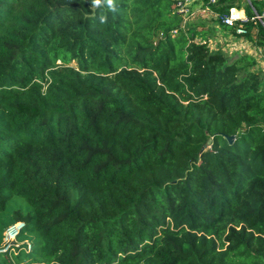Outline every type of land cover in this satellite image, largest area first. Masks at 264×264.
Here are the masks:
<instances>
[{"label":"trees","instance_id":"obj_1","mask_svg":"<svg viewBox=\"0 0 264 264\" xmlns=\"http://www.w3.org/2000/svg\"><path fill=\"white\" fill-rule=\"evenodd\" d=\"M178 1L0 0V264H264V69Z\"/></svg>","mask_w":264,"mask_h":264},{"label":"built area","instance_id":"obj_2","mask_svg":"<svg viewBox=\"0 0 264 264\" xmlns=\"http://www.w3.org/2000/svg\"><path fill=\"white\" fill-rule=\"evenodd\" d=\"M193 2L194 0H179L177 3V9L179 12L183 13L185 19L196 12V11H192V8L190 6L191 3ZM218 2L219 0H208L205 10H210L211 5L216 4ZM253 9H254V14L252 16H248V14H246L243 10L232 7L228 14H225L221 17L218 15V18H220L222 22L228 27L235 29V31L238 34L245 35L249 31L248 25L251 22L260 25L264 29V8L261 11H257L255 8ZM202 41L205 42V40ZM23 226H24L23 222H17L6 228L4 232L5 246L1 249L2 252H5L10 248L14 249V246H19V242L17 241V236ZM30 247L31 245L30 243H28L27 248L29 249Z\"/></svg>","mask_w":264,"mask_h":264},{"label":"crops","instance_id":"obj_3","mask_svg":"<svg viewBox=\"0 0 264 264\" xmlns=\"http://www.w3.org/2000/svg\"><path fill=\"white\" fill-rule=\"evenodd\" d=\"M195 5H198L200 7L201 6L200 1H198V3H196ZM241 10H243V9H241ZM212 13H210V14H212ZM198 15H199V13L195 12L193 15L189 16L188 17L189 18L188 23L191 24L192 27H194L198 30L206 31V33H205L206 37H209V35H211V34L214 35V39H215L214 41L219 42L217 48H222L228 52V51H230V50H228V47H230V46H233V48L236 50L240 49V51L242 50L243 47H245L247 45H252L255 48L258 47L253 41L247 40L245 37L237 36L236 34H234L232 31V28L221 25L219 22L213 24V23H211V21L196 18V17H199ZM217 20H218V18H217ZM207 30H209L211 32V34L208 33ZM258 30H259L258 24H255L253 31H252L253 36H256ZM228 53H229L231 60H233L239 54H242V53L253 54L257 58L258 51L250 48L249 50H244L243 52H240V53H233L232 49H231V52H228Z\"/></svg>","mask_w":264,"mask_h":264},{"label":"rangeland","instance_id":"obj_4","mask_svg":"<svg viewBox=\"0 0 264 264\" xmlns=\"http://www.w3.org/2000/svg\"><path fill=\"white\" fill-rule=\"evenodd\" d=\"M200 1V4L201 6L199 7L198 5H195L194 8H192V11H196L199 13V17H196V18H199V19H203V20H208V21H211V23H217L218 20V14L217 12H215L212 7L210 10H205V7L207 6V0H198ZM228 2L231 1L233 3H237L240 5V7H235L236 9H243V7L246 5V4H249L250 0H227ZM199 7V8H198ZM205 10V11H204ZM213 12V13H212ZM212 13V14H210ZM209 16V17H208ZM198 19V20H199ZM188 20V21H187ZM185 22L188 23L189 22V18H186L185 19ZM208 33L211 34V32L209 30H207ZM206 40L208 41V43L210 44V46L212 48H217L219 42L218 41H214V35H209V37H206ZM257 47V46H256ZM250 48L252 49H255L258 51V54H257V60H258V64H257V68H262L264 69V48H255L253 47L252 45H247L245 47L242 48V50H249ZM231 49H232V52L233 53H240V52H243L242 50L240 51V49H234L233 46H230L228 47V52H231ZM229 54V53H228Z\"/></svg>","mask_w":264,"mask_h":264},{"label":"clouds","instance_id":"obj_5","mask_svg":"<svg viewBox=\"0 0 264 264\" xmlns=\"http://www.w3.org/2000/svg\"><path fill=\"white\" fill-rule=\"evenodd\" d=\"M100 3V0H93V4L94 5H98ZM107 3L109 4V5H111L112 4V0H107ZM101 20H102V22H103V17L101 18Z\"/></svg>","mask_w":264,"mask_h":264},{"label":"water","instance_id":"obj_6","mask_svg":"<svg viewBox=\"0 0 264 264\" xmlns=\"http://www.w3.org/2000/svg\"><path fill=\"white\" fill-rule=\"evenodd\" d=\"M227 140L229 142H233L234 141V136H226Z\"/></svg>","mask_w":264,"mask_h":264}]
</instances>
